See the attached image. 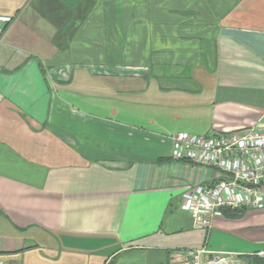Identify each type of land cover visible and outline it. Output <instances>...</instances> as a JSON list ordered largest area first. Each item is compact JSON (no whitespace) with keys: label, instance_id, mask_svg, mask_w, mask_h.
<instances>
[{"label":"crops","instance_id":"crops-1","mask_svg":"<svg viewBox=\"0 0 264 264\" xmlns=\"http://www.w3.org/2000/svg\"><path fill=\"white\" fill-rule=\"evenodd\" d=\"M264 0H0V261L264 251V209L197 230L218 172L173 137L264 127ZM251 15L253 19H249Z\"/></svg>","mask_w":264,"mask_h":264},{"label":"built area","instance_id":"built-area-1","mask_svg":"<svg viewBox=\"0 0 264 264\" xmlns=\"http://www.w3.org/2000/svg\"><path fill=\"white\" fill-rule=\"evenodd\" d=\"M9 16H0V41ZM172 158L214 169L219 180L198 186L182 196V209L191 214L194 228L209 233L224 211L264 209V127L209 136L181 133L173 137ZM174 264H243L234 252H215L206 246L186 250ZM264 259V251L256 254Z\"/></svg>","mask_w":264,"mask_h":264},{"label":"trees","instance_id":"trees-1","mask_svg":"<svg viewBox=\"0 0 264 264\" xmlns=\"http://www.w3.org/2000/svg\"><path fill=\"white\" fill-rule=\"evenodd\" d=\"M243 211H244V209H241V210L228 209V210L224 211V215L227 214V215H230V216H238ZM248 260H249L248 261L249 264H264V260L262 258L257 257L256 255H254L253 257L249 258Z\"/></svg>","mask_w":264,"mask_h":264},{"label":"rangeland","instance_id":"rangeland-1","mask_svg":"<svg viewBox=\"0 0 264 264\" xmlns=\"http://www.w3.org/2000/svg\"><path fill=\"white\" fill-rule=\"evenodd\" d=\"M263 9V11H264V7L262 8ZM250 18L249 19H253V18H251L252 16L251 15H248ZM263 259V258H262ZM264 260V259H263ZM0 264H7V263H4V262H2V260L0 261ZM243 264H249V263H247V262H245V261H243Z\"/></svg>","mask_w":264,"mask_h":264}]
</instances>
